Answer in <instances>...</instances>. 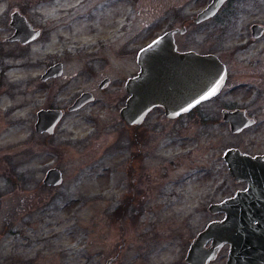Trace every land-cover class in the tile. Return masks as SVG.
Masks as SVG:
<instances>
[{
	"label": "rangeland",
	"instance_id": "1",
	"mask_svg": "<svg viewBox=\"0 0 264 264\" xmlns=\"http://www.w3.org/2000/svg\"><path fill=\"white\" fill-rule=\"evenodd\" d=\"M208 1L0 0V264L185 263L191 239L220 218L208 206L237 189L224 151L264 154V32L249 30L264 28V0H230L181 38L229 65L222 96L203 107L216 119L173 123L155 111L134 126L120 109L137 49ZM15 10L41 30L33 41L6 40ZM55 62L64 77L40 81ZM82 91L94 101L67 112ZM228 103L255 124L237 133L219 125ZM49 108L63 117L52 135L38 133L36 114ZM51 168L62 173L55 187L43 184ZM219 252L210 264L226 263Z\"/></svg>",
	"mask_w": 264,
	"mask_h": 264
},
{
	"label": "water",
	"instance_id": "2",
	"mask_svg": "<svg viewBox=\"0 0 264 264\" xmlns=\"http://www.w3.org/2000/svg\"><path fill=\"white\" fill-rule=\"evenodd\" d=\"M225 1L227 0H211L205 9L197 14L195 22L200 23L214 16ZM9 26L14 30L12 36L6 39L9 42L17 41L20 44H26L36 39L40 34V30L34 28L17 10L10 15ZM262 31L263 28L260 25H252L251 37L258 38ZM151 55L160 58L159 60L146 59ZM177 56L186 58L177 62L176 60L173 62L162 60V57ZM137 63L140 70L135 77L129 78L125 82V90L130 94V97H127L124 106L120 109V117L128 125H140L154 106H162L166 116L175 117L186 110L184 109L185 104L189 108L215 97L221 91L226 79L225 66L217 56L213 54L200 55L195 52H177L171 32L163 34L149 46L142 48L137 54ZM165 66H171L173 70L179 66L181 78L187 77L191 83L178 85L177 82L171 85L168 81L169 75L164 74L162 70ZM62 71V64L55 63L46 69L41 79L46 80L59 76ZM175 71H173V75L176 74ZM106 85L107 80L101 86L103 88ZM213 88L216 89L215 93L209 95ZM91 98L90 93H81L69 107V111L81 108L90 102ZM61 116L62 113L57 110H40L37 112L34 129L38 133L52 134ZM223 119L229 122V129L232 133L240 132L253 123L245 117L242 111L224 112ZM223 159L227 163L232 178L237 182L245 180L249 188L264 184V156L250 157L237 149H228L223 155ZM61 182L60 170L51 168L46 171L43 179L44 185L55 187ZM239 200V193H236L230 199L211 203L208 206L209 213H224L225 217L221 221L208 223L191 240L184 258L186 264H210L224 244L230 245L225 264L264 263V254L258 256L259 254L255 253L256 246L252 243L253 238L242 233V224L246 225L247 223L244 218L249 217L248 211L252 212L254 208L249 206L242 208ZM208 242H210L209 245H207ZM113 260L110 258L105 264H111Z\"/></svg>",
	"mask_w": 264,
	"mask_h": 264
},
{
	"label": "flooded vegetation",
	"instance_id": "3",
	"mask_svg": "<svg viewBox=\"0 0 264 264\" xmlns=\"http://www.w3.org/2000/svg\"><path fill=\"white\" fill-rule=\"evenodd\" d=\"M230 0H227V1H225L223 4H222V6L218 9V11H217V13L214 15V16H212V17H210V18H208V19H206V20H204L203 22H200V23H196L195 22V18H196V16H197V14L199 13V12H201L202 10H204L205 9V7L211 2V0H209L208 2H207V4L205 5V6H203L202 8H200L199 10H197L195 13H194V15H192V14H189V15H187V16H182L181 14H179V15H177L176 16V18L175 19H179V16H180V18H182L183 20H181V23H180V26H176V25H173L171 22H173L175 19H172V20H168L167 19V21H165V25H164V28H162L161 30H159V31H157V32H155L150 38H149V40L142 46V47H140L139 49H137V51H136V53H135V55H134V64H135V69H133V71H132V73L130 74V75H128V76H126V80H125V82L129 79V78H133V77H135L137 74H138V72H139V70H140V67H139V65H138V63H137V54H138V52L142 49V48H145V47H147V46H149L154 40H156L157 38H159L160 36H162L163 34H165V33H168V32H171L172 33V35H173V43H174V45H175V50L177 51V52H179V53H185V52H195V53H198V54H200V55H207V54H213V55H215V56H217L216 54H214V53H210V52H199V51H197L196 49H193V48H190V47H187V46H181V38L183 37V36H185L186 35V33H187V27H192V26H190L191 25V23L193 24V25H195V26H197V25H201V24H203V23H205V22H208V21H211V20H214V19H216L217 17H218V15L223 11V9H224V6L225 5H227V3L229 2ZM182 16V17H181ZM177 21V20H176ZM188 24H190V25H188ZM252 25H260V24H257V23H254V24H251L250 25V28H249V30H250V35L252 36V34H251V26ZM262 28H263V26L262 25H260ZM11 30H12V33H11V35L10 36H12V34H13V32H14V30H13V28H11ZM40 32H41V30H40ZM117 32V31H116ZM263 32H264V28H263V31H262V33H261V35L263 34ZM260 35V36H261ZM9 36V37H10ZM259 36V37H260ZM8 37V38H9ZM258 37V38H259ZM254 39V38H253ZM256 39V38H255ZM100 42V41H99ZM14 43H19V42H14ZM102 43V42H101ZM122 52H125V50L123 49V51ZM128 52V54H129V50L127 51ZM133 55V54H132ZM159 58L160 57H157V56H148V57H146V59H154V60H159ZM183 58H186V57H182V56H177V57H162V60H164V61H170V62H173L174 60H176V62L177 61H181V60H183ZM217 58L220 60V62L225 66V70H226V79H225V83H224V85H223V87H222V89H221V91L219 92V94H217L215 97H213V98H211V99H209V100H207V101H204V102H201V103H199V104H196V105H193V106H190L189 108H188V106H187V104H185L186 106L184 107V109H186L183 113H181V114H179V115H177V116H175V117H168V116H166V114H165V111H164V108L162 107V106H154L148 113H147V115L145 116V118H144V121H143V123L146 121V119H147V117L150 115V114H152L153 112H155V111H159L162 115H163V117L166 119V120H168V121H171V122H173V123H180V122H184V121H186L187 123L186 124H188V122L189 123H195V122H198V121H200L201 123H207V120H208V118H210V115H213V114H211V113H209L206 109H203V107H205L207 104H209L211 101H213V100H215V99H217V98H219L220 96H222V94H223V90L225 89V85L227 84V81H228V75H229V73H231L230 72V68H229V65L227 64V62H225V61H222V59H220V57H218L217 56ZM61 64H62V67H63V63L62 62H60ZM51 65H53V64H51ZM50 65V66H51ZM49 67V66H48ZM47 67V68H48ZM46 68V69H47ZM46 69H45V71H46ZM63 69H64V67H63ZM162 70H163V72H164V74L165 73H167L168 75H169V78H168V81H169V83L172 85L173 83L175 84V83H179L178 85H181V84H190L191 82H190V80L187 78V77H182L181 78V74H180V67L179 66H177L176 67V71L175 70H173V68L171 67V66H169V67H167V66H165V67H163L162 68ZM45 71L41 74V76H40V81H42V82H46V81H48V80H53V79H55V78H58V77H64V75H63V71H62V73H61V75H59V76H56V77H50V78H48V79H46V80H42L41 79V77L44 75V73H45ZM173 71H175L176 72V74H174L173 75ZM105 80H107V85L105 86V87H103L102 88V83L105 81ZM110 78L108 77V76H106V77H103L101 80H100V82H99V84H98V88L100 89V90H102V91H104V90H106L107 88H108V86H109V84H110ZM177 80V81H176ZM125 82H124V89H125ZM84 92H87V93H90L91 94V96H92V98H91V101L90 102H88V103H86V104H84L81 108H79V109H77V110H74V112L75 111H78V110H80V109H82L84 106H86L87 104H89V103H91V102H93L94 101V95H93V93L92 92H90V91H82L81 93H84ZM125 92H126V90H125ZM81 93H79L75 98H74V100H73V102L69 105V106H67V108H66V111L67 112H73V111H69V107L74 103V101H75V99L81 94ZM126 94H127V96L125 97L126 99H127V97L129 96L130 97V94H128L127 92H126ZM126 99H125V101H126ZM125 101H124V104H125ZM124 104H123V106H124ZM122 106V107H123ZM121 107V108H122ZM188 108V109H187ZM45 110H57V111H60L61 113H62V116H61V118L63 117V110L62 109H58V108H49V109H45ZM235 111H242L243 113H244V115H245V117L248 119V120H251L253 123L251 124V125H253V124H255V119L253 118V116H251V115H249L248 113H247V111H246V108H244V107H239V106H237V105H234V104H232V103H228V104H225L224 105V107L223 108H221L220 109V111H219V114L216 116V117H218V121L220 122L219 123V125H222V126H226V127H228L229 128V126H230V124H229V122L228 121H225L224 119H223V117H224V112H227V113H232V112H235ZM214 116V115H213ZM61 118H60V120H61ZM214 118H215V116H214ZM216 119V118H215ZM36 120H37V114H36ZM36 122V121H35ZM250 125V126H251ZM250 126H248V127H250ZM247 128V127H246ZM245 129V128H244ZM229 131H230V129H229ZM53 132H54V130H53ZM45 134H47V135H52V134H48V133H45ZM235 148H237V147H235ZM228 149H226L225 151H224V153L227 151ZM224 153H223V155H224ZM242 153V152H241ZM243 154H245V153H243ZM223 155L221 156V159H222V161H223V170L226 172V174L227 175H230V172H229V168H228V166H227V163L225 162V160L223 159ZM246 155H249V156H251V157H255V155H257V154H254V155H250V154H246ZM264 155V154H263ZM262 155V156H263ZM231 176V175H230ZM235 181V180H234ZM236 182V181H235ZM237 184V189L235 190V192L233 193V194H226V196L222 199V201L223 200H227V199H230V198H232L236 193H239V196H240V200H239V203H240V205L242 206V208H244L245 206H249V207H251V208H254L253 210H252V212H250V211H248L250 214H249V217H246V218H244V220L247 222L246 223V225H244V224H242L243 226V231H242V233H245V234H243V235H247V237H249V238H253L252 239V243L256 246V249H255V253L256 254H259L258 256H260V254H264V184H258V185H256V186H254V188H249V185H248V183L246 182V181H240V182H237L236 183ZM251 189V190H250ZM253 189V190H252ZM218 202H221V201H218ZM219 216H220V218H215V219H212V220H209L208 221V223L209 222H213V221H221V220H223L224 219V217H225V215L223 214V213H220L219 214ZM246 229V230H245ZM241 233V234H242ZM198 234V233H197ZM196 234V235H197ZM192 240V239H191ZM251 242V241H250ZM249 242V243H250ZM210 244V242L207 244V245H209ZM247 244H248V242H247ZM229 248H230V245L229 244H224L222 247H221V249H220V252L221 251H223V250H225L226 252H227V256L226 257H228V253H229ZM219 252V253H220ZM219 255V254H218ZM226 261H227V258H226ZM184 264H186V263H184ZM261 264H264V263H261Z\"/></svg>",
	"mask_w": 264,
	"mask_h": 264
},
{
	"label": "snow or ice",
	"instance_id": "4",
	"mask_svg": "<svg viewBox=\"0 0 264 264\" xmlns=\"http://www.w3.org/2000/svg\"><path fill=\"white\" fill-rule=\"evenodd\" d=\"M215 91H216V89H215V88H213V89H212V91L209 93V95H212V94H214V93H215Z\"/></svg>",
	"mask_w": 264,
	"mask_h": 264
}]
</instances>
